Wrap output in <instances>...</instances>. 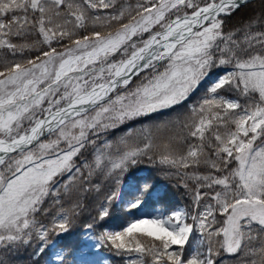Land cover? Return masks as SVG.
Returning <instances> with one entry per match:
<instances>
[{
	"label": "snow or ice",
	"instance_id": "6c2138e0",
	"mask_svg": "<svg viewBox=\"0 0 264 264\" xmlns=\"http://www.w3.org/2000/svg\"><path fill=\"white\" fill-rule=\"evenodd\" d=\"M83 2L90 9H115L108 15L96 16L94 28L114 23L119 27L106 33L94 30L73 39L75 29H87V17L80 5L72 10L74 5L65 4V0H0V49H8L12 55L31 50L32 45L14 44L7 37L23 36L33 27L42 38L39 43L48 46L47 51L41 48L39 55L25 63L3 62L4 70L0 71V245L27 244L35 232L42 242L37 254H43L49 247V232H67L69 223L67 212L58 213L51 228L36 219L41 211L47 212L42 205L49 196L58 197L61 187L68 191L77 181L90 183L95 170L107 167L105 160L110 164L107 175L117 171L122 174L129 164L135 165L153 148L149 129L143 130V147L128 148V138L135 134L129 129L120 140L127 150L119 153L117 148L119 154L113 158L97 149L94 166L83 165L85 175L74 157L86 145L95 144L90 134L98 137L138 117L178 106L213 68L233 64L238 72H225L209 86L198 106H190L191 120L184 127L199 143L189 145L184 156L163 154L159 162L185 169L198 166L205 146L216 159L209 158L204 163L217 172L227 169L230 158L238 162L227 175L184 173L197 183V207L204 198L215 202L204 205V211L192 215L191 220L201 233L208 230L209 245L214 235L222 233L221 246L227 252H244L246 257H252L248 264H264V242L259 247L252 246L257 239L252 233L253 224L264 233V143L256 145L257 140L264 141V31H252L264 26V0L260 11H253L244 20L242 40L233 38L237 32L224 33L221 17L233 15L249 0H205L203 4L199 0H138L134 8L117 7V0ZM61 6L70 10L68 15L74 20L54 24L49 13L60 16ZM183 9L192 11L172 17ZM16 10H31L39 18L29 20L27 15H14L5 23L4 15ZM69 22L72 31L67 29ZM157 26L159 31L154 30ZM197 26L199 30L194 31ZM145 33L149 34L147 39H143ZM65 39L70 46L61 51L51 47L53 42ZM257 46L261 51L253 52ZM114 55L127 58L109 62ZM162 61L166 65L158 71L157 64ZM146 69H151L153 75L127 90L132 80L129 73L138 75ZM121 87L126 91L113 98L111 94ZM226 87H235L244 96L258 93L259 103L242 107L238 101L220 95ZM89 111L94 114L89 115ZM230 124L235 125L234 131L228 130ZM213 128L216 130L211 137L207 136ZM220 128L226 131L221 134ZM46 132L55 139L42 142ZM61 144L65 147L61 148ZM104 147L111 149L113 145L106 142ZM66 173L67 180L60 184L58 178ZM204 188L210 191H202ZM94 189L99 191V185ZM119 199V191L106 197L99 207L100 221L109 217L112 203ZM141 203L137 198L127 208L135 209ZM217 208L226 216L222 229H212ZM188 218L180 209L167 216L135 219L122 230L102 231L95 247L106 245L116 255L135 253L136 259L129 264H143L145 253L153 257V264H214L211 246L207 253H201L198 246L190 258L182 259L181 253L194 231ZM86 227L91 229L92 225ZM141 236L151 238V247H145L138 238ZM173 246H179L180 252L172 250ZM65 257L63 250L57 251L53 264H66Z\"/></svg>",
	"mask_w": 264,
	"mask_h": 264
},
{
	"label": "rangeland",
	"instance_id": "374dc122",
	"mask_svg": "<svg viewBox=\"0 0 264 264\" xmlns=\"http://www.w3.org/2000/svg\"><path fill=\"white\" fill-rule=\"evenodd\" d=\"M138 0H117V7L123 6V5H130L133 8L137 4ZM201 4L205 2V0H199ZM67 3H72L74 5H80V10L85 12V15L87 17V29L86 31H101V32H108V31H115L116 28L119 27L118 24H112L110 27L107 28H101V27H93V20L96 16H105L108 15L112 12L115 11V9H90L87 7L86 4H84L83 0H65V4ZM61 15L60 16H55L54 13H49L50 15H53V20L54 24H64L65 21H72L74 18L70 17L68 15L69 9L66 6H61L59 9ZM191 9H183L180 13H173L172 17L174 18L175 15L180 14L182 15L184 12L191 13ZM21 17L23 18L25 15H27L29 20L32 19V15L28 11L25 13L22 10H16L14 12H9L6 13L3 17L4 22L8 23L9 21L12 20L13 16ZM133 15L135 13L133 12ZM127 22V19L124 21ZM16 26H13V31H15ZM67 29L72 31V23L69 22L67 24ZM34 30L33 28H30L25 34L27 37L21 38L17 37L14 35H10L7 38L14 44H29L32 45V49L34 51H38L41 48H43L44 51L48 50V46L42 45L39 43V41L42 39L40 36L36 40H32L33 37L30 35V32ZM82 30L84 29H75V35L73 36V39H76L80 36H83ZM155 31H159V27L157 26ZM199 30V29H198ZM89 35V34H88ZM148 33H145L143 36V39L148 38ZM137 39V38H134ZM70 46V44H59L57 47L58 51L63 50L64 47ZM8 49H0V71L4 70V63L3 62H20L25 63L28 59L25 60L23 58L22 60L18 61V59L15 56L9 55L10 52L6 53ZM40 52V51H39ZM29 53V52H28ZM40 53H38L39 55ZM127 57L122 56V55H114L109 58V62L113 61H120L121 59H126ZM166 65V61L159 62L157 64V70L158 71H163L164 67ZM220 67L217 66L215 67V74L212 79H208V76L200 83V86L205 85L203 90L202 97L198 101H189L188 99L186 100L187 102V107H184L183 112L179 115H174L173 113H169L167 115L166 110L164 111V117L162 118V122H157L156 120L152 119H144L141 120L142 117H138L133 121H128L127 125H124L121 128H114V129H109L107 132H102L98 137L95 135L89 136V139L94 140L95 144H88L85 146L84 149L81 150L85 151L87 155L85 156V159H80L79 162V167H81V171L84 172L85 175H87V170L83 168L84 163L92 164L94 166V160L95 156L97 154V149H99L102 153H104L107 156H111L115 158L119 153H122L123 151H126L127 148L123 145L120 144V140L125 137V135L128 133L129 129L134 131V135L128 138L127 141V147H143V130L144 129H149L152 134V143H153V148L146 154L147 156H160L163 154H166L168 152H171L175 157L179 156H184L186 155L189 145L193 144H198L199 140L192 138L189 136V129L184 127V124L189 123L191 120V111H190V106H198L200 101L204 98H206V93L209 88V86L218 79V77L222 76L225 74V72H238L239 69H232V70H226V69H221L219 71ZM153 75V71H151L150 74L147 75H142L140 78H138L136 82V86L138 84H141L145 77H151ZM143 77V78H142ZM211 78V76H210ZM209 80V81H208ZM99 82H104V81H99ZM135 84V83H134ZM133 84V85H134ZM133 85H131L127 90H131L135 88ZM197 87V88H198ZM196 88V89H197ZM195 89V90H196ZM194 90V91H195ZM126 89H121L117 92L112 93L111 95L113 98L121 93H124ZM193 91V92H194ZM192 92V93H193ZM191 93V94H192ZM221 96H225L228 99L231 100H236L238 101L242 107H249L251 108L253 104L259 103V95L258 93H253L249 96H244L241 93L238 96H228L225 95L224 93L220 92ZM184 103V102H183ZM182 103V104H183ZM47 105L45 104V107ZM237 113L242 114L240 110H237ZM94 113L91 111L89 115H93ZM177 114V113H175ZM146 118V117H144ZM25 126L27 127V123H25ZM120 126V125H119ZM216 129L213 128L209 133L206 135L211 137L212 132L215 131ZM228 130H235V125L230 124ZM219 131L221 134H223L226 129L220 128ZM251 135V134H250ZM50 139H55V136L53 134H49L42 142H47ZM109 142L113 145L111 149H106L104 147L105 143ZM212 143L215 144V140H212ZM264 143L262 140H257L256 145H260ZM168 145L169 147L166 149L164 145ZM65 147V145L61 144V148ZM117 148H119V153L117 152ZM210 149L205 146L204 149V155L201 156V165H207L204 163L205 160L211 158L213 160L216 159L214 155H212V152L209 151ZM79 153V154H80ZM78 154V155H79ZM77 155V156H78ZM77 156L74 157V160L77 159ZM104 163L107 165L104 170H95L94 174L91 177L90 183H84L82 181H77L76 184L72 185L68 191H65L62 187L59 190V195L57 196H49L44 204L42 205L43 209H47V212L41 211L39 214H37L36 219L39 221L40 224H43L45 227L51 228L53 222H54V217L58 219V213L61 212H67L69 215V223L71 219L74 218L73 215H78V211L81 207H86L85 209L88 210V212H92V210H96V213L99 215V207L101 204L105 201L106 197L110 195L113 191H119L120 193V199L117 201H114L112 203V206L114 205L115 207L118 208H123L128 211L130 220L129 222L135 220V219H141V218H153L156 217L157 215H164L167 216L173 211L183 209L187 214H188V223L194 224V231L190 236L188 244L184 246L183 252L181 253V257L183 260H187L190 258L194 252V250L197 249L201 253H207L209 246L212 248V253H213V259H214V264H248V261L252 259V257H246L244 252H240L238 254L234 253H229L227 252L221 245L223 244V234L221 233L219 236H213L211 238V244L209 245V239L207 236V231L206 230L204 233H201L199 231V227L196 224V222L191 220L192 215H198L199 212L204 211V205L206 204H214L215 202L212 201L209 198H204L200 202V206L197 207L194 204V192H189V200L187 201L186 206H180L176 210H173L171 212L165 211L163 208H161L158 205L155 206H148V198L149 196H152L156 200V196L161 193L163 186L162 185H156V186H150L145 184L144 178L147 175L148 169L147 168H142L139 169L135 174V176H138L137 178L134 177L133 174L127 173V170L123 172L122 174L117 171L114 173L112 176L107 175L108 167H110V164H108V161L105 160ZM134 166V165H133ZM168 166V169L170 170V167L174 170L177 171L178 173L181 172L183 173L182 169L184 170L185 168L178 166ZM208 166V165H207ZM238 166V162H236L234 159L230 158V162L228 164V167L225 171L222 172H217L215 169H212L208 166L213 171H208L206 174L204 173H196L198 175H216V176H222V175H227L228 171H231L232 169H235ZM147 167V166H146ZM128 168V167H127ZM137 167L133 168V171L136 170ZM209 170V169H208ZM187 173V172H186ZM128 174V175H127ZM184 174V173H183ZM188 174H192V172H189ZM68 174L66 173L64 176L58 178L60 184H63L64 181L67 180ZM117 178L119 179V184L116 183ZM95 185H99L100 190L96 191L94 189ZM59 187V185H57ZM89 189V190H85ZM216 191H219L220 188L217 187L215 189ZM207 192V190H204ZM137 198H139L142 203L140 204L139 207L135 209L128 210L127 205L129 202H134ZM59 200V203L56 202V200ZM74 206L75 207L74 209ZM95 213V211H94ZM214 217H215V223L212 224V229H222L225 227V219L226 216L221 214L219 209H215L214 211ZM211 219V218H210ZM98 222L100 220L98 217L96 218ZM95 221V223L97 222ZM128 222V223H129ZM68 223V224H69ZM127 225V224H126ZM125 225V226H126ZM39 226V225H38ZM105 229L112 230V231H117V230H122V228H110L108 226H103L101 228H96L95 229H88L86 228L83 230L81 234V239L78 243L77 246L74 248H69V247H62L59 245L58 242V237L60 235H57L56 232L50 231L48 234L47 241H50L48 249V257L46 260V264H53V258L55 257L57 251L63 250L64 253L66 254V264H111V253L107 250L109 248L108 246H101L99 248L95 247L96 243L98 242L99 235L102 231ZM211 230V229H210ZM63 233V232H62ZM252 233L257 237L256 240L252 242L253 247H259L262 242H264V233L259 232L258 226L253 224L252 226ZM56 236V238H54ZM149 238V237H148ZM37 243L39 246L41 245V240L36 236L35 232H33L31 240L29 243ZM28 244V243H27ZM27 244H15L12 245L11 247L12 250L15 249L17 246H27ZM11 247H6L4 245H0V250H6L8 252L12 251ZM147 248V247H146ZM172 250L177 251L178 253L180 252L179 246H173ZM122 262L124 264H129L130 260L136 259V254L132 253L130 255H122ZM143 264H153V257L149 253H145L143 255Z\"/></svg>",
	"mask_w": 264,
	"mask_h": 264
},
{
	"label": "trees",
	"instance_id": "16d2710c",
	"mask_svg": "<svg viewBox=\"0 0 264 264\" xmlns=\"http://www.w3.org/2000/svg\"><path fill=\"white\" fill-rule=\"evenodd\" d=\"M262 5L261 0H254L246 4L245 6H242L239 10L235 11L233 15L231 16H222L221 19L224 21L223 24V31L224 33L229 32H237V34L233 37L236 40H242L243 39V22L246 18H248L253 11H260ZM30 14H32V19H38L39 14H34L30 10ZM239 30V31H237ZM253 32L256 31H264V26L255 27L252 29ZM83 35H86L88 33L85 30H82ZM90 34V33H89ZM31 35H34V39L38 38V34L34 28V31L31 32ZM56 42H53L52 45H56ZM244 45H242L243 47ZM253 52H260L261 49L259 46L255 47ZM29 52V53H28ZM261 54H264L262 52ZM18 59V61L22 60L23 58L26 59H33L35 56H37L36 52L33 50H25L23 54H20L19 52L15 55ZM242 58H246L242 57ZM24 62V61H23ZM22 62V63H23ZM220 68L222 67H228V68H235L233 64L228 65H220ZM215 71L213 68L211 70L212 74ZM144 79V78H143ZM204 85L198 87L188 98L189 101H198L204 92L203 90ZM225 95L228 96H238L240 92L235 89V87H226L223 91H221ZM184 107H187V102L185 101L183 104H180L178 106H175L171 109H167V115L169 113H173L174 115H179L183 112ZM177 113V114H175ZM164 111L151 113L149 116H147L145 119L149 118L156 121H161L164 117ZM211 151V150H209ZM87 153L85 151H82L78 157H85ZM160 156H147L143 155L138 158V162L131 166L129 165V169H132L133 167H143L147 166L148 174H147V181L149 183L153 184H163L164 189L162 194L159 196V202L162 207L167 209H174L180 205H186L187 201L189 200V190L195 192L197 188V183L193 180L187 179L183 173L186 172H192V173H204L206 174L208 171H213L210 168H208L207 165H201L198 166H190L186 169H182L183 173L174 171L171 167L170 170L168 169L167 164H162L159 162ZM209 169V170H208ZM187 184V187L184 185ZM207 190L210 191L207 188L202 189V191ZM86 207H81L78 211V215H73L74 218L71 219L70 223L68 224V231L62 235V239H64V243L66 245L70 244H76L78 241V237L80 235V232L83 230L84 227L91 224L92 227H101L103 224L95 220V218L98 217V214L96 213V210H92V212H88ZM95 211V213H94ZM109 218H114V221L121 220L120 223L118 221L116 222H107L110 226H121L123 222H125L128 217L122 210H116L115 208H111ZM95 221L96 224H95ZM141 239V242L145 245V247H151L152 240L148 237H138ZM66 241V242H65ZM158 243V242H157ZM1 249V248H0ZM12 250V249H11ZM112 264H121V256L116 255L114 251H112ZM38 253V245L33 246L32 243H28L27 246L21 247L17 246L12 251L8 252L6 250H0V264H43L44 263V256L43 254H37Z\"/></svg>",
	"mask_w": 264,
	"mask_h": 264
},
{
	"label": "water",
	"instance_id": "95a60500",
	"mask_svg": "<svg viewBox=\"0 0 264 264\" xmlns=\"http://www.w3.org/2000/svg\"><path fill=\"white\" fill-rule=\"evenodd\" d=\"M199 26H197V28H198Z\"/></svg>",
	"mask_w": 264,
	"mask_h": 264
}]
</instances>
